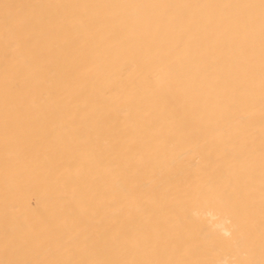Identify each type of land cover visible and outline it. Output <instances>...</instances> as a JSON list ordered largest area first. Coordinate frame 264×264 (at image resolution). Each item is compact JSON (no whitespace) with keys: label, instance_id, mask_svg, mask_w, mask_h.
<instances>
[{"label":"bare ground","instance_id":"1","mask_svg":"<svg viewBox=\"0 0 264 264\" xmlns=\"http://www.w3.org/2000/svg\"><path fill=\"white\" fill-rule=\"evenodd\" d=\"M0 264H264V0H0Z\"/></svg>","mask_w":264,"mask_h":264}]
</instances>
